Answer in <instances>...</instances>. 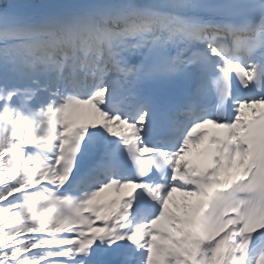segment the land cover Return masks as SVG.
<instances>
[{
  "label": "snow or ice",
  "instance_id": "1",
  "mask_svg": "<svg viewBox=\"0 0 264 264\" xmlns=\"http://www.w3.org/2000/svg\"><path fill=\"white\" fill-rule=\"evenodd\" d=\"M0 264H264V0H0Z\"/></svg>",
  "mask_w": 264,
  "mask_h": 264
},
{
  "label": "bare ground",
  "instance_id": "2",
  "mask_svg": "<svg viewBox=\"0 0 264 264\" xmlns=\"http://www.w3.org/2000/svg\"><path fill=\"white\" fill-rule=\"evenodd\" d=\"M178 196V194H176Z\"/></svg>",
  "mask_w": 264,
  "mask_h": 264
}]
</instances>
